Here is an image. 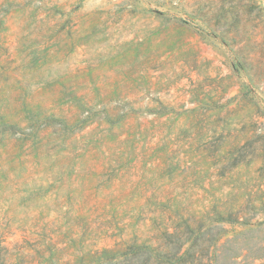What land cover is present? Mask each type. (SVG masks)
I'll use <instances>...</instances> for the list:
<instances>
[{
  "label": "rangeland",
  "instance_id": "1",
  "mask_svg": "<svg viewBox=\"0 0 264 264\" xmlns=\"http://www.w3.org/2000/svg\"><path fill=\"white\" fill-rule=\"evenodd\" d=\"M263 246L264 0H0V264Z\"/></svg>",
  "mask_w": 264,
  "mask_h": 264
},
{
  "label": "trees",
  "instance_id": "2",
  "mask_svg": "<svg viewBox=\"0 0 264 264\" xmlns=\"http://www.w3.org/2000/svg\"><path fill=\"white\" fill-rule=\"evenodd\" d=\"M142 251H147V249L146 248H144V249H142ZM262 251L264 252V246L262 247ZM248 252H250L251 253V251H248ZM250 253H248V254H245L244 253V251H241V252H239V253H235V255H233V257H232V263L231 264H237L239 261V259L240 258H242L243 257V260H242V262L244 263V264H256V262L259 260V261H262L263 263L262 264H264V255L263 256H261V255H253V256H251L250 255ZM147 255V254H146ZM144 256V255H143ZM148 258V257H147ZM146 258V259H147ZM148 261H149V259H148Z\"/></svg>",
  "mask_w": 264,
  "mask_h": 264
}]
</instances>
